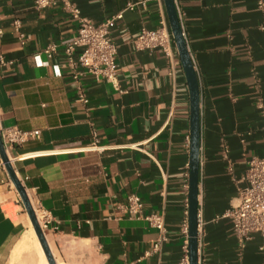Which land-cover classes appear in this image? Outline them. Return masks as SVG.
<instances>
[{"label": "crops", "instance_id": "0c3cea01", "mask_svg": "<svg viewBox=\"0 0 264 264\" xmlns=\"http://www.w3.org/2000/svg\"><path fill=\"white\" fill-rule=\"evenodd\" d=\"M34 1L0 0V55L6 62H0V134L12 127L40 131L6 153L55 263L184 264L189 86L175 41L170 56L135 46L142 29H158L162 22L170 28L164 0H73L94 24L111 21L109 38L118 47L120 90L86 75L87 105L77 101L64 52L78 22L60 8L38 11ZM175 4L201 91L199 258L205 264H264L261 236L253 234L241 248L226 217L248 162L264 157L258 0ZM51 44L58 50L49 57ZM131 195L144 204L141 218L120 209ZM150 214L165 222L159 252L153 248L160 233L145 220ZM0 264H49L1 155Z\"/></svg>", "mask_w": 264, "mask_h": 264}, {"label": "built area", "instance_id": "2783aa9c", "mask_svg": "<svg viewBox=\"0 0 264 264\" xmlns=\"http://www.w3.org/2000/svg\"><path fill=\"white\" fill-rule=\"evenodd\" d=\"M36 10L47 8H60L78 22L76 36L66 43L65 55L67 64L72 71V79L77 89V101L87 105L89 100L85 94L82 78L92 75L97 80L110 81L117 90H120L117 70L116 57L118 54L117 45L111 41L110 25L108 20L101 24H94L91 20L84 17L78 5L73 0H35ZM130 8H134L131 5ZM258 8L262 12L263 22L261 29L264 30V0H258ZM15 31L23 38L21 33V23H14ZM174 38L171 29L166 22H162L160 28L155 30L142 29L140 35L135 40L138 50L154 51L162 50L170 56ZM56 44L49 45L45 52L49 57L57 53ZM77 50L80 53L76 57ZM0 62L5 64L0 55ZM40 131L27 132L17 127L7 128L1 133V138L5 149H12L16 146L26 144L29 140L39 137ZM93 146L98 143L96 133L93 134ZM227 152V150H226ZM188 189V185H186ZM188 206V204H187ZM121 211L128 214L130 218H141L144 211V204L137 195H131L127 202L120 206ZM187 216L189 212H186ZM232 221L233 230L241 248L252 239L253 234H259L262 244L259 250L264 256V157H253L248 162V170L243 178V186L238 188L237 203L226 214ZM199 218V215H198ZM149 224L160 233L159 239L154 244L153 251L159 252L162 243L166 240V227L162 216L150 214L145 217ZM182 232L186 236L184 264L189 263V221L188 218L183 224ZM203 232L201 224L198 225V242L202 240ZM199 264H205L199 258Z\"/></svg>", "mask_w": 264, "mask_h": 264}, {"label": "water", "instance_id": "95a60500", "mask_svg": "<svg viewBox=\"0 0 264 264\" xmlns=\"http://www.w3.org/2000/svg\"><path fill=\"white\" fill-rule=\"evenodd\" d=\"M170 29L180 56L190 91L191 117H190V162H189V263L199 264V181H200V147H201V91L199 79L184 37L181 21L175 0H164ZM0 155L9 173V176L18 191L26 211L33 223L35 232L46 254L49 264H56L47 246L44 234L37 220L25 188L16 176L11 160L3 145L0 134Z\"/></svg>", "mask_w": 264, "mask_h": 264}]
</instances>
